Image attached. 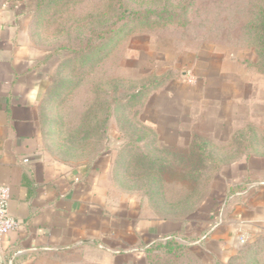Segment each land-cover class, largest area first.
Here are the masks:
<instances>
[{
    "label": "rangeland",
    "instance_id": "rangeland-1",
    "mask_svg": "<svg viewBox=\"0 0 264 264\" xmlns=\"http://www.w3.org/2000/svg\"><path fill=\"white\" fill-rule=\"evenodd\" d=\"M263 1L0 0V10L12 8L17 27L38 57L37 65L46 78L43 110H51L65 142L83 136L90 114L102 120L109 113L105 133L84 141L90 143L83 145L85 151L56 150L51 135L46 137V151L81 164L101 148L100 157L112 161L113 221L139 227L150 217L164 220L142 195L143 187L130 179L133 171L137 174V168L132 169L136 158L129 168L123 160L129 153H157L145 146L148 140L132 146L137 150H127L126 144L139 134L123 127H145L143 132L164 144L158 155L167 160L171 156L164 151L183 153L187 148L181 147L186 143L189 147L193 135H199L213 145L214 157L234 161L221 166L220 172L242 161L247 166L256 161L262 162L260 168L264 165V73L252 67L258 59L253 33L248 30ZM119 4L127 12L123 14ZM121 15L127 18L120 19ZM86 42L83 53H70ZM258 62L264 63V57ZM152 80L159 82L157 87L148 85ZM138 91L131 100L130 95ZM238 131L247 133L241 139L245 144L228 147ZM205 162L208 165L198 167L200 175L193 182L180 180L186 166L172 168V175L168 169L161 172L167 204L184 201L192 189L199 200L214 168L211 161ZM251 177L253 181L264 178ZM214 194L213 205L218 192ZM210 203L203 202L200 211ZM204 217L199 213V220ZM199 220L192 221V226L188 220L182 222L186 223L175 233L176 240L190 245L200 239L205 231H199ZM190 251L195 253L161 262L221 264L193 245ZM102 257V264H142L143 259L140 254L135 259L105 253ZM257 262L264 264V252ZM70 264L81 263L71 260ZM229 264H254V260L237 256Z\"/></svg>",
    "mask_w": 264,
    "mask_h": 264
},
{
    "label": "crops",
    "instance_id": "crops-1",
    "mask_svg": "<svg viewBox=\"0 0 264 264\" xmlns=\"http://www.w3.org/2000/svg\"><path fill=\"white\" fill-rule=\"evenodd\" d=\"M15 19L12 8L0 10V185L9 188L8 211L20 224L0 241L1 260L102 264L103 253L135 259L147 245L180 232L186 222L150 217L135 227L113 221L111 160L72 164L46 151L41 121L45 73ZM261 163L242 161L220 172L217 201L188 220L192 226L199 213L205 215L198 223L205 232L190 245L226 263L242 248L239 237L246 236V243L264 237V178L251 177L264 176Z\"/></svg>",
    "mask_w": 264,
    "mask_h": 264
},
{
    "label": "trees",
    "instance_id": "trees-1",
    "mask_svg": "<svg viewBox=\"0 0 264 264\" xmlns=\"http://www.w3.org/2000/svg\"><path fill=\"white\" fill-rule=\"evenodd\" d=\"M262 8L258 10V18L256 21H253L252 23H249L248 30L253 33V39L254 42L252 43L256 54L257 59L259 60L261 56L264 57V1L262 4ZM119 9L123 10V14L127 12L126 8L123 9V5H118ZM170 17V16H169ZM127 18L125 15H121L120 19ZM88 42L83 43V45H79V49H73L70 53H72L74 56L80 55L84 52V50L87 48ZM261 46V49L259 47ZM69 50V49H68ZM258 60L252 65V67L256 68V70L259 73H264V63H259ZM157 81L152 80L149 82L148 85H155V87L158 86ZM142 90L146 91L147 87H142ZM138 92L135 94L130 95L129 97L131 100H134L138 96ZM113 104H116V102L113 101ZM45 105V100L43 102V105L41 106V118H42V125L43 130L45 131V141L47 135H51L56 141V147L55 149L62 152L63 151H69L74 149H80L83 150V145H90V143H84L88 142L90 140V136L92 135L93 140L95 139V136H101L103 133H105L106 129V123L108 120L109 113L106 117H104L102 120L99 119L101 117H96V113H92L93 115H89L90 120L89 123H84V128H82L83 136L81 138H77L76 141L66 143L64 140V136L62 131H57L58 125L57 123L53 121L54 117L52 115L51 110L46 111L43 110ZM45 127L47 129H45ZM125 128V129H124ZM134 130L135 134L138 135L135 139V141L130 142L127 145V150H134L138 149L136 147H132L133 145L137 144V142H142L143 140H148L147 144L145 146L151 148L154 152L157 154L152 155L149 153L148 150L146 151H140L139 155H135L133 153H129L125 158L123 159L126 167L129 168L131 163H129L133 158H136V162L132 164V169L137 170V174L132 172V176L130 179L143 189L142 195L148 199L149 202H151V205H153L155 211L157 214L162 215L164 220H171L176 222H184L186 220H189L195 213L199 212L201 210L202 204L205 201H211L214 202L215 200V194H214V184L217 182L218 176L220 174V168L223 165H232L234 161H232L230 158H227L226 156H218L214 157L212 154H210V150H212L213 145L208 142L205 138L199 136V135H193L192 140L189 144V147L185 150L183 153H175L173 151L166 150L164 151L166 154L171 156V159L167 160L161 155H158V153L163 152L164 147H162L159 143V141L151 139L152 137H149L143 130H145V127H131L126 126L123 127V130ZM141 128V129H139ZM132 130V131H133ZM141 131V133H140ZM247 133L245 131H238L234 134L232 140L229 143L228 147L238 148L239 143L241 142L242 146L245 144L244 141H241V139L244 138V136ZM53 143V144H54ZM229 149V148H228ZM89 153V152H88ZM60 154V153H59ZM57 154L56 156H58ZM91 155V154H89ZM60 156V155H59ZM58 156V157H59ZM101 156V148H98V152L91 156H89L86 160V164H92L95 160H97L98 157ZM59 158H63L60 156ZM227 158V160H226ZM85 160V159H84ZM206 160L211 161V165H214V168L211 170V176L210 179L207 182V187L205 188V193L201 195V197H196L195 193H192L194 189L190 190V195H188L184 201L182 202H174L167 204L166 201H164V188H163V179L161 176V172L165 170H170V174H173V169L175 167H182L186 166L187 169L183 173L184 175L180 176L181 181H187V182H193L196 181L199 177V170L198 167L207 166L208 164L205 162ZM123 162V163H124ZM182 165V166H181ZM168 167V168H167ZM189 167V168H188ZM172 171V172H171ZM167 172V171H166ZM127 180V178H126ZM129 181V180H128ZM238 188V187H237ZM234 189L230 191L232 193ZM211 204V203H210ZM177 235L171 234L164 238V241H154L151 244L147 245L145 249L143 250V259L142 264H162V260L168 261L176 260L177 257L182 256L184 254H191L195 253L190 251V247L192 245H183L179 243L176 240ZM196 241V239L194 240ZM264 252V237H258L255 238L253 241L249 243H245L242 245V248L238 252L237 256H243L247 260L253 258L254 264H258L257 258L260 253ZM232 257L229 259L226 264H229V262L234 259L235 257ZM221 263V262H219ZM222 264V263H221Z\"/></svg>",
    "mask_w": 264,
    "mask_h": 264
},
{
    "label": "built area",
    "instance_id": "built-area-1",
    "mask_svg": "<svg viewBox=\"0 0 264 264\" xmlns=\"http://www.w3.org/2000/svg\"><path fill=\"white\" fill-rule=\"evenodd\" d=\"M10 191L7 186L0 185V241L12 232L19 229L20 224L10 216L8 211ZM246 236L239 237L241 245L247 242Z\"/></svg>",
    "mask_w": 264,
    "mask_h": 264
},
{
    "label": "water",
    "instance_id": "water-1",
    "mask_svg": "<svg viewBox=\"0 0 264 264\" xmlns=\"http://www.w3.org/2000/svg\"><path fill=\"white\" fill-rule=\"evenodd\" d=\"M11 262H12V259L9 260V261L7 262V264H11ZM0 264H6V263H4V262L1 260V258H0Z\"/></svg>",
    "mask_w": 264,
    "mask_h": 264
}]
</instances>
